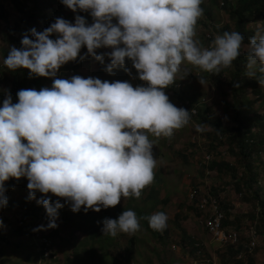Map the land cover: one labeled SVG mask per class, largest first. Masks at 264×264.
I'll return each instance as SVG.
<instances>
[{
	"label": "clouds",
	"instance_id": "1",
	"mask_svg": "<svg viewBox=\"0 0 264 264\" xmlns=\"http://www.w3.org/2000/svg\"><path fill=\"white\" fill-rule=\"evenodd\" d=\"M202 2L62 0L73 12L90 11L91 25L79 15L74 24L57 18L43 32L32 29L34 39L25 34L21 48L9 49L3 61L9 70L24 68L30 70V78L54 79L51 88L18 91L17 103L7 94L0 107V208L7 204L5 182L22 177L28 180V201L38 206L40 215L47 213L48 228L58 226V210L64 206L59 200L53 203L48 193L63 198L73 212L83 206L85 213L115 207L121 198H140L143 189L153 183L154 172H159L148 134L171 138L193 115L172 104L164 91L177 80L182 64L219 74L232 66L242 48L248 52V68L259 64V72L264 73V29L247 45L241 46L244 37L236 31L215 35L212 42L205 43L206 48L201 45L195 37L197 22L204 14ZM53 34L56 39L50 38ZM207 35H213L212 28L205 39ZM82 46L87 47L85 52ZM102 47L113 50L97 55L96 49ZM86 53L102 64L107 55L110 74L123 67L126 58L131 60L147 86L133 87L122 74L103 75V82L90 77L91 70L84 72L89 78L74 76L70 68L71 79L55 78L69 61L84 64ZM183 72L180 79L190 73ZM248 75L255 77V71ZM258 82L264 86V80ZM196 130L203 131L204 126L196 125ZM37 192L44 195L36 197ZM199 194L205 192L199 189ZM139 219L133 210H125L117 219L105 218L102 232L113 237L120 232L134 235L141 227ZM145 219L153 230L167 227L163 212ZM43 229H35V239L41 238ZM55 250L54 246L53 254ZM51 258L49 254L45 259Z\"/></svg>",
	"mask_w": 264,
	"mask_h": 264
},
{
	"label": "rangeland",
	"instance_id": "2",
	"mask_svg": "<svg viewBox=\"0 0 264 264\" xmlns=\"http://www.w3.org/2000/svg\"><path fill=\"white\" fill-rule=\"evenodd\" d=\"M223 2L224 0H203L202 2V8L208 12V15L204 13L198 20L195 38L205 48L204 36L207 30L211 28V25L219 27L231 23L229 19L230 14L222 6ZM230 2L233 3L234 8L238 6L236 0H230ZM15 4L17 5V2ZM18 5L19 8L23 7L21 3ZM26 6L25 9L29 12L30 7L29 5ZM65 10L68 11L64 13L68 14L69 9L66 7ZM88 12L90 13V11ZM88 12L84 11L86 15L89 14ZM56 15L55 6L48 7L44 11L45 20H52L53 16ZM22 16L26 15L18 12V9L13 5L11 0H0V67L4 65L3 61L5 55H8L9 49L14 47L11 40L7 37L6 26H24V21L20 20ZM40 22L34 23L32 28L36 31L39 28L43 29L45 24H39ZM53 23L49 21L47 25L50 27ZM247 28L255 31L256 34L258 30L264 29V19H254L249 22ZM18 34L14 33V37L17 38ZM243 48L249 50V46H244ZM112 50L111 48L102 47L96 49V54L109 53ZM89 58L90 60L92 59V61H89L91 64L88 63L84 72L89 74L91 70L90 77L92 78H99L103 82V75L105 78H109L113 74H122L127 76V82L131 83L133 87L147 86L146 82L139 79L138 72L133 67L132 61L127 58L123 67L113 69V74L106 71V66L111 63L107 55H105L103 64L91 55ZM181 67L182 71L178 74L177 80L170 85L174 89L169 87L164 89L165 94L169 97V101L176 107L182 108V103H179L174 97V92L178 93V91H181L183 96H193L198 102L196 106L202 105V107L209 108L211 115L219 119L225 128L235 125L232 121L235 108L247 115H250L252 111L262 112L264 86L261 84H259V88L261 89L260 95L254 94L255 92L252 88H246L245 98L240 99V102L236 103L228 84L229 76L227 74H221L218 81L202 79L204 82L201 84V78L198 77V74L202 73V70L199 67L187 62L183 63ZM255 68L251 70L255 71ZM183 69H187L190 73L187 77L180 79L184 75ZM58 74L60 77L61 74ZM53 79L49 78V80L47 79L48 81L46 80L47 88L52 87ZM5 88L3 86L1 89ZM261 95L263 99L260 98ZM192 109L195 108H191L188 111L191 112ZM196 125L199 124L195 119L191 118L188 125L174 130L171 138L163 136L157 138L153 134H148L149 139L154 143L152 153L153 157L157 160L156 168L159 169L162 177L160 185H157L156 189L159 193V200L164 202V204L157 205V211L152 214L163 212L168 218L166 231L160 232L164 244L162 245L156 238L152 237L150 232L146 231L142 226L134 235L120 232L118 233L117 240L114 241V244L107 251L111 257L118 258L121 263H126L125 258L128 256L127 249L130 247L128 240L130 237H134V242L131 245L133 255L130 264H192L194 260L198 264H223L220 256L225 252V246L217 244L205 231L204 214L202 213L198 216L190 213L186 208L192 205L187 198V192L193 186H198L202 193L216 191L218 199L225 203V206L228 205L229 207L228 211L231 214V217H229V228L235 231L238 230L239 236H242L244 240L250 237L251 230L254 231V223H252L250 218V215L255 212L254 205L241 199V196L235 191L234 187V179H240L242 174H244L240 162L237 161L235 156L231 155L224 138L222 139V144L219 145L211 142L206 132L213 134V128L204 126L203 131H197ZM210 144L213 145V148H210ZM235 150L237 149L233 147L232 152ZM204 156H209L210 159L212 156V161L214 162H224L232 165L235 172H227L223 169L222 173L217 174L214 169L209 168L210 163H205ZM261 159L264 162V153L261 155ZM12 182L27 188L28 180L26 177H22L19 180L13 178ZM258 182H260V188L264 190V172H261ZM8 191L5 195L10 205L0 208V221H2V224H0V264H69L66 259L69 258V254L72 251V245L82 240L85 235L78 231H75L71 235L68 234L72 228L67 222L63 221V217L59 214L56 220L58 226L56 228H48L49 217L47 213L40 215L36 210L31 211L33 215L31 219L35 222V229L45 228L43 229L45 232H41L43 235H47V232L50 233L51 229H55L58 232L55 235L52 233V237H55L53 242L57 248V251L54 252L55 259L41 260L39 254H37L38 251L31 245L30 239L17 232L18 224L16 219L25 212V206H28L30 209L33 208L30 204L24 205L29 199L28 192L25 189H18L16 187H12ZM146 193L141 197H145ZM47 195L51 197L54 203L55 195L51 193ZM37 200L36 198L35 201ZM122 202L125 203L126 198H123ZM36 213L41 216V220L38 222L34 219V216H37ZM78 215H85V213L81 210L79 212H72L73 218ZM237 224H240L239 229H235ZM178 225H180L182 232L178 228ZM255 236L257 250L255 252V264H264V239L257 233ZM188 238L200 244L201 252L198 256L190 253ZM34 240L37 239L34 238ZM173 247L175 250H173Z\"/></svg>",
	"mask_w": 264,
	"mask_h": 264
},
{
	"label": "trees",
	"instance_id": "3",
	"mask_svg": "<svg viewBox=\"0 0 264 264\" xmlns=\"http://www.w3.org/2000/svg\"><path fill=\"white\" fill-rule=\"evenodd\" d=\"M11 1L18 9V12L24 13L26 15L22 16V19H20L24 21V26H6L7 37L17 49L22 47L21 40L25 34H28L30 39H34L31 35V30L33 29L32 25L38 21H41L39 24H45V26L43 29L39 28L37 32H43L49 27V25H47L49 21L55 22L57 18H63L74 24L76 16L79 15L85 17L88 25H91L90 22L93 20V17L88 11L87 12L89 14L87 15L84 13V11L78 9L76 12H73L62 3V0ZM15 2H17V5ZM236 2L238 6L234 8V5L230 2V0H224L222 6H224V8L227 9L228 13L230 14L229 19L231 23L224 24L219 27H214V25H211L213 35L207 39H205L204 36L205 43L212 42L215 35H222L225 31H236L241 33L244 37L241 46L249 44L250 38L255 35V31L249 30L247 25L254 19H264V0H236ZM20 3L23 6L22 8H19L18 4ZM26 5H29L30 7L29 12L25 9V7H27ZM52 6L56 7L57 15L53 16L52 20H45L44 11H46L48 7ZM66 7L69 9L68 14L64 13L68 11L65 10ZM201 7H203L202 4ZM204 13L208 15L206 10H204ZM14 33H19L17 38L14 37ZM50 38L56 39L57 34H53ZM86 48V46H82L81 50L85 52ZM86 55L87 57L84 60V64L71 65V61H69L62 65L58 71L61 76L59 77V74L57 73L58 77L56 76L55 78L71 79L73 76L70 74L69 68L73 70L74 76L78 75L83 78H88L84 73V70L87 67V63L90 61V55L87 53ZM6 57L7 54L5 55V58ZM247 65L248 52H243L241 48L240 55L232 62L231 67L222 68L219 74L213 73L211 76H209L207 72L202 71L204 76L202 73H199L198 77L201 79H211L218 81L221 74H227L229 76L228 84L232 90L233 99L236 101V103H238L240 102V99L245 98L246 88H252L255 92L254 94L256 95L261 94V89L259 88L260 83L258 81L264 80V73L259 72L258 64L255 68V77H249L248 73L252 70L249 69ZM1 67L0 107H2L3 100L6 98L7 94L11 95L13 103H17L18 91L22 89H35L39 91L40 89L46 87L45 82L47 79L49 80L47 77L45 79V77L38 76H32L31 80H29L30 70L28 69L20 68L15 71H11L5 65ZM192 76L195 77L193 74ZM125 81H127V79ZM3 86L6 88L2 90L1 88ZM169 88L174 89L172 86H169ZM174 97L179 103H182V108L186 110H190L192 106L195 109L197 108L196 114L192 115L191 118L195 119L199 125L213 128V134L206 132V135L210 137L211 142L219 145L222 144V139L224 138L230 149L231 155L235 156L237 161L240 162L244 174H242L240 179H234L235 191L238 192V194L241 196V199H243L245 202L254 205L255 212L250 215V218L252 223H254L253 228L255 230V235L257 233L264 239V190L260 188V182H258L261 172H264V162L261 159V155L264 153V105H262L263 108L261 113L252 111L250 115H247L246 113H243L239 109L235 108L232 117V121L235 123V125L230 128H225L219 119H216L211 115L209 108L202 107V105H198L197 107L196 105L198 102L193 96H183L182 92L178 91V93L174 92ZM260 98L263 99L262 95ZM233 147L237 149L234 152H232ZM210 148H213L212 144H210ZM208 163H210L209 168L214 169L217 174L222 173L223 169L227 172H235V169L232 168V165L227 163L214 162L212 160ZM154 173L155 176L153 183L142 191V195L147 192L145 197H140L138 199L135 197H129L126 198L125 203L122 202L123 198H121V201L117 206L109 207L107 209L101 208V211L99 212L89 209V211L85 213L82 206L81 211L84 212L85 215H78L73 218V211L71 210L70 204L65 203L63 198L56 196L54 197V201L59 200L60 203L64 205L58 210V214L63 217L64 222H67V224L71 226L72 229L68 234L71 235L75 231H78L85 235L84 238L79 240L77 243L72 245L71 242L73 248L69 254V258L66 259L69 264H123L120 262V260H118V258L111 257L107 251V249L114 244V241L117 240L118 234L115 237L111 235H104L102 232V221L105 218L117 219L125 210H133L137 214V217L140 218V225L146 231L150 232L151 236L156 238L162 245L164 244L160 233L162 231L153 230L149 226L148 220L145 219L146 217L151 216L153 212L157 211V205L164 204L162 200H159V193L156 189V186L160 185V180L162 177L157 170ZM12 179L13 178H10L5 182V188L7 189L6 194L12 187L25 189L29 193L28 188L21 186L20 184L13 183ZM209 194L218 200V204L224 213V225L230 227L229 217H231V214L228 211V205L226 204L227 206H225V203L218 199L216 191H210ZM42 195L44 194L39 192L36 193V197H41ZM190 202L192 205L187 206V210L190 213H194L195 215H201L203 211L198 208L197 199H194ZM25 204H30L34 209H30L28 206H25V212L23 213V216L20 219H16L17 222L21 223V225L17 228V232L20 233V235H24L30 239L31 245L34 249H36V251H38L37 254H39L41 260H47L43 256L44 250L50 252V256H52L51 259H55V256L52 253V248L55 246L53 242L55 237H52V233L55 235L58 232L55 229H51L50 233L47 232V235H45L50 241L49 246H47L45 242H42L40 237H38L37 240H34L36 235V233H34L35 222L33 219H31L33 216L31 211L38 210V206L30 203L29 201L24 203V205ZM9 205L10 203L7 202L5 207H8ZM41 208L45 209L44 206H41ZM34 217V219L39 221L38 215ZM239 226L240 224H237L235 229H239ZM178 228H180V231L182 232L180 225H178ZM163 231L165 232L166 229ZM237 234L238 243L235 245H225V252L220 256L221 262L223 264H255V252L257 251L256 247L251 252L247 251L251 242V237L244 240L242 236H239L238 232ZM133 239L134 237H130L128 240L130 247L127 249L128 256L125 258V264H130V260L133 255V250L131 248V245L134 242ZM188 239L190 242L188 245L190 253L192 255L195 254L198 256L201 252L200 244L196 241H193L191 238ZM55 251H57V248Z\"/></svg>",
	"mask_w": 264,
	"mask_h": 264
},
{
	"label": "built area",
	"instance_id": "4",
	"mask_svg": "<svg viewBox=\"0 0 264 264\" xmlns=\"http://www.w3.org/2000/svg\"><path fill=\"white\" fill-rule=\"evenodd\" d=\"M209 36L210 35H207V37ZM211 45L212 44H210L208 48H210ZM70 74H73V72H71ZM207 74L211 76L213 73L207 72ZM191 112L193 114H196V109H192ZM209 156L206 157L204 156L203 158L206 163L212 160V156L211 159ZM188 199L190 201L197 199V206L200 210L203 211V214L205 216L204 218L205 231L207 232L208 235L212 237L213 241H215L217 244L221 246L235 245L238 243L237 232L229 228L228 226L224 225V213L221 210L218 204V200L215 197H213L208 192L205 193L204 195H200L199 189L191 188V190L188 192ZM250 237H251V242L248 246V250H247L248 252H251L256 247L255 230L254 231L251 230ZM41 241L45 242L47 246H49L50 244V241L44 235H41ZM173 250H175L174 247ZM49 254H50L49 251H44L45 258H47ZM192 264H198V263L196 260H194Z\"/></svg>",
	"mask_w": 264,
	"mask_h": 264
},
{
	"label": "bare ground",
	"instance_id": "5",
	"mask_svg": "<svg viewBox=\"0 0 264 264\" xmlns=\"http://www.w3.org/2000/svg\"><path fill=\"white\" fill-rule=\"evenodd\" d=\"M215 27V26H214ZM203 74V73H202ZM205 74V73H204ZM196 107V106H195ZM192 108H193V106H192ZM206 163V162H205ZM44 217V216H43ZM39 219V218H38ZM36 221H37V219H36ZM38 222V221H37ZM45 244V243H44ZM44 250V249H43ZM45 251V250H44Z\"/></svg>",
	"mask_w": 264,
	"mask_h": 264
}]
</instances>
